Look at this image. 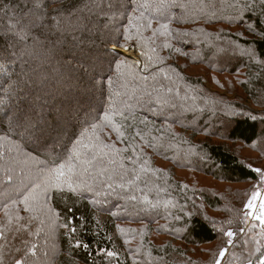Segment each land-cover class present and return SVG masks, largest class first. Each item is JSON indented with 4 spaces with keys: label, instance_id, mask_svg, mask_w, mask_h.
Listing matches in <instances>:
<instances>
[{
    "label": "trees",
    "instance_id": "obj_1",
    "mask_svg": "<svg viewBox=\"0 0 264 264\" xmlns=\"http://www.w3.org/2000/svg\"><path fill=\"white\" fill-rule=\"evenodd\" d=\"M263 142L264 0H0V264H264Z\"/></svg>",
    "mask_w": 264,
    "mask_h": 264
},
{
    "label": "rangeland",
    "instance_id": "obj_2",
    "mask_svg": "<svg viewBox=\"0 0 264 264\" xmlns=\"http://www.w3.org/2000/svg\"><path fill=\"white\" fill-rule=\"evenodd\" d=\"M119 53H121L124 56L127 57H133L134 59H138L139 53L135 49L129 47L126 49H117ZM238 145L235 144L231 147L235 148ZM262 146L264 148V142L262 143ZM259 167H263V163L260 162L257 164ZM264 175V174H263ZM261 186H253V192L251 194V197L248 201V204L246 206V215H247V226L249 227L247 229V237L253 236L250 232V229H260L264 228V177L262 180ZM246 187H251V185H241L238 186L239 189H244ZM251 245L246 242V250L252 251ZM245 250V248L243 249ZM216 264H241L239 263L238 259L234 256L232 257L231 253H227L226 251H223L220 257L218 258V261ZM243 264H250V263H243Z\"/></svg>",
    "mask_w": 264,
    "mask_h": 264
}]
</instances>
